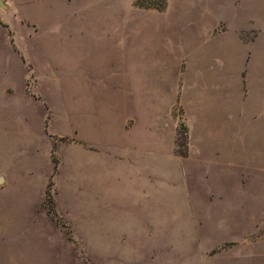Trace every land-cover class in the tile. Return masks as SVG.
Returning <instances> with one entry per match:
<instances>
[{
    "label": "rangeland",
    "instance_id": "374dc122",
    "mask_svg": "<svg viewBox=\"0 0 264 264\" xmlns=\"http://www.w3.org/2000/svg\"><path fill=\"white\" fill-rule=\"evenodd\" d=\"M85 7L101 12L96 25L103 54L98 58L102 69L107 61L116 75L80 76L85 94L100 87L99 95L85 98L90 101L85 105L98 112L86 123L85 132L91 131L90 136L100 142L109 189L95 198L94 205L82 203L87 198L75 188L67 189L65 162L72 150L65 146L67 138L54 134L69 131L61 105L69 90L78 88L79 79L39 76L37 90L54 100L52 108L59 111L48 129L52 115L37 97V122L31 125L36 148L31 155L36 154L38 168L48 164L52 169L39 216L28 215L25 194L1 196L6 202L0 210V264H264V0H0L3 66L15 57L34 77L31 53L38 61V52L45 49L42 44L37 48L38 38L45 40L49 29L77 24L80 19L90 21L75 13ZM61 8L68 13L60 16ZM151 8L171 9L166 22H173L178 12L189 16L186 22L198 23L170 28V33L180 36L173 44L182 61L159 65L164 77L159 97L151 66L149 86L142 91L146 38L140 21L144 10ZM213 25L207 48L216 53L194 64L188 56L192 49L186 29L196 28L199 34ZM148 43L150 51L156 50L155 43ZM46 45L58 58H85L75 50L78 46L61 51ZM221 69L227 81L219 80ZM8 81L20 88L23 79L16 75ZM221 83L228 88V122L215 129L209 121L207 135L216 143L200 146L198 123H190V117L199 112L210 118L220 109L211 92ZM144 101L147 120L142 115ZM13 115L22 113L0 106V132L26 129L22 120L3 127ZM143 124H149L148 143L140 139ZM194 149L207 151L196 158ZM146 150L147 173L133 157ZM153 152L162 158L153 159ZM60 158L64 165L57 190L52 178ZM40 195L38 191L36 202Z\"/></svg>",
    "mask_w": 264,
    "mask_h": 264
},
{
    "label": "crops",
    "instance_id": "0c3cea01",
    "mask_svg": "<svg viewBox=\"0 0 264 264\" xmlns=\"http://www.w3.org/2000/svg\"><path fill=\"white\" fill-rule=\"evenodd\" d=\"M72 12H75V10H72ZM63 13H68V10L64 12V9L61 8V12H59V15L62 16ZM75 13L80 17H90L91 20L84 21L80 19V23L77 24L68 26L62 25L61 28L55 30L49 29V31H47L48 34L45 40L42 36H40L36 41L40 43L39 47L37 48H40L42 44L44 45L45 49L38 52L40 55L39 58H41V60L38 61H33V55L31 53L29 64L32 72L34 73V77H32V75H29L30 72L28 73L25 70L24 66L21 64V61L19 59L17 60L15 57L8 59L10 62L5 60V62H7L6 66L5 63L3 66L2 59L4 58L3 55L1 56L0 62L2 65L0 64V106L4 107V104H6L14 113H22L21 116H8L3 127H7L10 122H20L21 120L25 124L24 127H26V129L21 132L5 131V129L3 132H0L1 211H3L6 202L3 201L1 196L3 197L4 195L9 194H25V198L29 202V206H27L28 215L33 214L34 217L36 215L39 216L40 214H42L38 211L39 209L40 211L42 210L41 212H43L42 198L44 196V193L46 192L48 177L50 175L52 167L48 164H45L44 167L38 168L36 154L31 155L32 148H36V134L31 125L32 122H37L36 111L39 105L37 97H40L41 101L48 107V110L52 115V117L47 121L48 129L51 120L54 117V112H58L59 109L54 110L52 108L54 100L48 99L46 96L41 95L42 92L37 90L39 76L79 77H77V79H79L77 85L78 88L74 91L69 90L70 92L66 94L67 99L63 101V106L61 105V113L65 114L63 120L66 121L69 131L68 133L63 134H54L58 136L61 135L67 138L68 142L65 144V146L69 147L72 150V153L69 155L70 157L68 161L65 162V169L69 171V175L68 177H66V185H68L67 189L71 192L75 188L78 193L80 192L81 194H84L87 200L80 201L84 204L89 202L92 203L90 205H94L93 203L96 202L95 198L99 196L102 191L109 189L107 185L109 175L108 172L103 171L104 165L102 164L99 153L101 149L100 142L97 138H95V136H90L91 131H88L87 133L85 132V129L87 128L86 123L88 122V120L92 121V119L96 117V114L98 115V112L93 111V107L85 105L86 102L90 103V101H86L85 98L90 95L95 97L99 95L100 87L98 89L91 88L93 89L92 92H90L89 94H85L83 91H81L82 89L84 90V88L81 87L83 83L80 76L116 75L114 73H111V65L107 63V61L102 69L100 59L98 58L100 54H103V52H101L100 50V42L97 39L98 30L96 25L97 23H99L98 17H100L101 15L100 10L94 7H85L81 9L78 8ZM169 13L171 14V9H166L165 12L164 10L155 8L147 9L146 12L144 10V14L140 21L142 35L146 38V45L142 46V63L146 65V74L143 73V76H146V80L143 79V82L146 85L144 86L145 89H143L142 91L146 92V89L149 86L148 69L149 66H151V71H154V74H151V76H155V78H157V80H155L156 96L158 97L160 96V93L162 92L161 90L164 86L162 82L164 81V77L160 76L159 65L166 62H173L177 64L178 62L182 61V59L178 56V53L174 51L175 46L173 44V42L176 43L177 40L180 39V36L176 37L172 33H170V28H180V25L184 23L198 24L197 22L192 21L186 22L184 19L188 18L189 16L181 15L178 12H174L175 20L173 22H166V20H164V17L168 16ZM114 14L115 12L113 13V15H111V12H109V15L111 16L116 15ZM214 26L215 25L210 28H205L204 31H201L199 34H196L194 32L196 31V28L192 30L186 29L187 32H190L187 33V39H189L188 47L190 48V50L192 49V52L188 56L192 57L190 58V60L193 59L194 64L197 63V59L198 62L200 61L201 63L205 57L207 58L210 56H214V54L216 53L207 48L210 44L207 40L209 38H213L212 31ZM162 33L164 34L161 35ZM148 40L152 44H156V50L150 51L151 47L148 43ZM45 41L46 43L44 44L43 42ZM47 43H50L53 49H60L61 51L65 50L64 48L72 50L78 46V48L75 50L78 51L79 55H81L82 51L85 58H83L82 60H80V58H78L79 60H70V58L66 57L58 58L55 56V51L46 50L49 48V44L46 45ZM111 55V52L108 51L107 58H111ZM76 61H78L79 63V66L77 68L75 67ZM11 62L13 64H11ZM83 62L85 64L87 63L88 66L84 67L81 64ZM153 65H156L155 69L152 68ZM106 68H108L107 71ZM221 71L222 69L220 70V73L217 74L220 76L219 80L221 82H223V80L227 81V75H224ZM16 75L22 76L23 79L20 88H17L8 81L10 76ZM121 76L123 75L121 74ZM63 81L64 80H61V83ZM72 85L76 86L75 79ZM92 85L95 86V82H92ZM68 86H70L69 89L72 88L70 84ZM211 95L215 98L214 103L217 101L220 102V109L218 111H213L210 118L202 117L199 112H195L194 115L190 117V123H198L196 129L198 137L196 138V140H198V145L200 146H211L215 145L216 143V140H212L211 137L207 135L210 132H208L209 121H211L210 127H213L215 129H220L221 127L223 128L224 123L228 122L229 110L227 107V83L225 87H223V83H221L219 88H215L212 90ZM13 98L16 99V101ZM223 103L225 104L224 107ZM223 108L225 109L223 110ZM148 111V102H146L145 104L144 101L142 104V115L146 120L149 115ZM31 114H33L32 117ZM158 117H160L159 114ZM143 127L144 131L141 132L140 139L141 142L145 141L146 143H148L149 124L144 125ZM217 143H219L218 140ZM191 144H193V142L190 143L189 146H191ZM109 148L111 147L109 146ZM191 151L192 147H190V153ZM205 151L207 150H193V152H195L196 158L203 156L204 153H206ZM133 157L140 160L141 171L143 172V168H145L144 171L145 173H147L149 166L148 159L150 158L148 150H146V152L141 151L139 155L135 154ZM151 157L157 160L160 157L162 158L159 153L155 154L154 152L151 153ZM63 165L64 163L60 158L58 170L56 172V175L52 178V185L57 190L61 188L59 178L61 176ZM38 191L41 192V195L40 200L38 198L39 201L36 202V194ZM31 199L35 201H32ZM44 216L47 217L46 213H44ZM93 239L98 240L100 239V236L96 238L94 237Z\"/></svg>",
    "mask_w": 264,
    "mask_h": 264
}]
</instances>
